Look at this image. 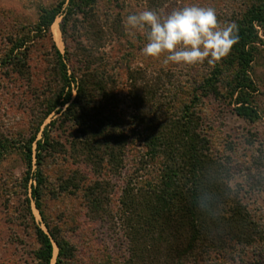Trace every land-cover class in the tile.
Instances as JSON below:
<instances>
[{
	"label": "trees",
	"instance_id": "trees-1",
	"mask_svg": "<svg viewBox=\"0 0 264 264\" xmlns=\"http://www.w3.org/2000/svg\"><path fill=\"white\" fill-rule=\"evenodd\" d=\"M96 2L58 0L39 9L36 24L27 32L22 29L8 38L4 64L18 74L29 76L31 49L43 40L57 69L55 87L33 94L27 136L18 142L0 140V159L16 147L24 154V186L31 188L29 227L38 245L34 264H52L54 244V264H69L74 258V246L44 214L47 196L71 197L80 213L92 219L118 217L126 254L120 262L105 254L100 264H206L211 254L230 264L250 249L264 248V225L240 190L231 186L240 173L252 190L262 186V178L250 164L241 165L213 149L202 115L203 103L213 97L250 123L260 119L251 68L262 42L264 0H250L235 24L238 42L193 84L173 79L164 67H132L122 52L108 53L110 38L130 48L138 44V50L145 41L143 35L135 43L127 38L130 30L121 10L100 11L102 23H97ZM58 17L64 53L51 31ZM90 34L94 41L86 38ZM121 69L123 76L117 72ZM51 115L56 118L42 130ZM58 127L62 134L69 132L72 154L61 134L56 135ZM62 156L73 160L72 166L59 169L60 183L53 188L46 169L51 161L66 162ZM118 183L121 193L114 212L110 191ZM31 200L46 231L35 222Z\"/></svg>",
	"mask_w": 264,
	"mask_h": 264
},
{
	"label": "rangeland",
	"instance_id": "rangeland-1",
	"mask_svg": "<svg viewBox=\"0 0 264 264\" xmlns=\"http://www.w3.org/2000/svg\"><path fill=\"white\" fill-rule=\"evenodd\" d=\"M57 2L58 0H0V140L10 138L17 141L27 136L32 123L33 94L40 89V94L43 95L57 84V69L50 59L52 51L46 40L37 41L35 47L31 49L32 62L29 76H22L12 67L4 64V59L10 51L8 38L18 33L22 34V29H26L27 32L36 24L39 9L55 6ZM96 4L99 11L95 15L98 19L97 23H102L100 11L117 13L121 10L125 15L123 16L126 23L129 14L146 9L156 10L161 17H165L176 9L196 5L214 8L218 23L223 27L229 23L236 24L251 2L250 0H97ZM61 21L62 17H58L51 31L57 47L64 53L65 45L60 32ZM137 35H143L144 47L147 42L146 30H135L133 34L129 31L127 38L135 43ZM31 36L34 34L31 33ZM259 36L262 42L255 53L251 77L258 89L255 101L260 119L250 123L237 116L232 110L233 106L230 107L226 101L215 100L213 97L203 103L202 115L213 149L220 155L233 157L235 162H240L241 165L250 164L252 170L260 174L262 186L254 190L250 189L246 179L240 175L242 173L233 178L231 186L240 190L242 199L264 225V30H259ZM86 38L90 42L92 35ZM131 45L132 48L122 41L110 38L105 50L111 55L122 52V55L125 54L124 60L132 67H149L153 70L164 67L166 72L174 74L173 77L169 74L170 77L182 79L183 83L187 84L199 81L201 76L208 74L214 64H209L207 61L195 65L165 63L163 57H146L141 52L143 47L138 50V44ZM117 72L124 75L122 69ZM55 118V115H51L44 121L41 129L43 130ZM62 130V128L56 129L55 133L61 134V140L68 147V153L72 154L74 148L68 146L69 132L62 134ZM38 137H42L41 133ZM62 159L66 162L51 161L46 169L53 188L60 183L57 180L60 175L59 169L67 170L72 166L70 161L73 160L69 161L64 156ZM84 171L88 174L86 169ZM25 172L24 154L17 147L10 149L0 159V264H34L35 262L34 253L38 245L33 235V228L29 227L31 218L26 204L27 199L31 198V188L30 185L27 189L24 186ZM120 186V183L115 184L110 191L112 197L114 195L111 203L114 212L118 209ZM76 205L74 199L63 195L47 196L43 201V211L50 224L59 227L74 246V258L69 264H100V256L106 257V255L120 262L121 257L126 254L127 243L119 226L118 217L114 216L111 220L107 217L92 219L87 213H80ZM31 209L36 224L46 231L42 217L32 200ZM57 255L58 248L54 244L52 264L56 262ZM215 258L211 254L206 264H226ZM230 264H264V248L250 249L245 256L235 259V262Z\"/></svg>",
	"mask_w": 264,
	"mask_h": 264
},
{
	"label": "clouds",
	"instance_id": "clouds-1",
	"mask_svg": "<svg viewBox=\"0 0 264 264\" xmlns=\"http://www.w3.org/2000/svg\"><path fill=\"white\" fill-rule=\"evenodd\" d=\"M130 31L146 30L147 43L141 49L146 57L164 58L165 63L213 64L226 57L238 42L236 25L221 27L212 7L188 5L165 17L152 9L129 14Z\"/></svg>",
	"mask_w": 264,
	"mask_h": 264
}]
</instances>
